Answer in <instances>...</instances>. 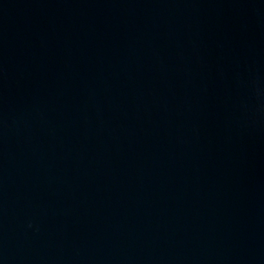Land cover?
Instances as JSON below:
<instances>
[{"label": "water", "instance_id": "1", "mask_svg": "<svg viewBox=\"0 0 264 264\" xmlns=\"http://www.w3.org/2000/svg\"><path fill=\"white\" fill-rule=\"evenodd\" d=\"M0 264H264V0H0Z\"/></svg>", "mask_w": 264, "mask_h": 264}]
</instances>
